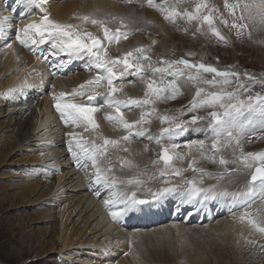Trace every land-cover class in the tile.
I'll use <instances>...</instances> for the list:
<instances>
[{
  "label": "rangeland",
  "instance_id": "rangeland-1",
  "mask_svg": "<svg viewBox=\"0 0 264 264\" xmlns=\"http://www.w3.org/2000/svg\"><path fill=\"white\" fill-rule=\"evenodd\" d=\"M12 1L14 4H17V2H18L17 0H12ZM12 1L11 0H0V19L3 20V17H2L3 15L6 16L7 14H10V12H9L10 6L9 5L12 4V3H10ZM51 1H53V2L57 1L58 2V0H48L46 2L47 3L50 2L51 4H54ZM67 1H71V0H67ZM163 1H165V0H154V3H158V2L163 3ZM171 1H173V2H171ZM59 2H60V0H59ZM201 2H202V0H178V1L177 0H167V2H166L167 6H164V7L167 9H169V8L171 9L172 7H175L180 12H184L185 10L192 12L195 10L197 3H201ZM206 2L210 8L215 9V11L212 12V15L214 17V25L219 30L221 35L226 38V41L220 40L217 36H215L210 31V29L206 23L203 25H201L197 21L189 23L183 17H177L175 23H172L168 19H165V13L164 12H161L158 8H156L157 12H159L158 13L159 16L161 15L160 17H162V19L165 20L166 24H168L171 28H173L174 34H175L174 40L177 43L175 46H173L174 44L171 43L172 46H170L169 48H167L163 51V48L161 45L162 39L160 37V33H157V34H155V37H152L153 34L151 33V31L149 32V30H145L142 28L135 30L130 25V23L124 21L123 19L122 20L124 22L121 23V18L118 15H116L117 17L116 16H112V17L110 16L109 18L107 17L108 19H106L105 17L102 18L103 21H107L106 25H108L107 28L110 30V33H113V32H116L117 30H119V32H121V33H127L128 34L127 38L121 37L118 40L113 39V41L117 40L118 44H120V43H124V45L132 44L133 41H131V39L134 36H136V37L139 36L140 38L137 37V40L141 41V39H144L143 35L145 34L146 39L149 42L145 43L143 45L142 44L139 45L138 48H141V47L145 48L146 54L151 57V63L155 67H165V65L160 63L164 60L175 61V60L184 59V60H188L192 64L204 63L205 65H210L212 67L217 68L220 71H235V72L240 73V76L238 77V79H234L233 83H231L229 85L217 84L216 86H211L208 84H204L202 81L201 82H193V81H189L187 79L188 72L189 71L194 72L195 69L189 70V69L184 68L183 65L173 66V69H170V71H172L173 73L175 72V70L177 68L182 69L185 72V76H183V77H178V76H175L174 74L173 75H168L167 73L163 74L165 80H167V81L175 80L179 84L180 92L182 94H179L176 99L156 100L155 103L149 104V105H144L142 107H137L134 105L128 106V107H125L124 105H123V107L120 106V110L123 112L124 118L127 121H129L130 123L133 121L141 119L142 113H150V116L147 115L148 117H144V121H145L143 123L144 125L143 124H142L143 126L138 125L137 128H140L142 130L147 129L146 133H148L149 135H151L153 137L158 136L160 133V130L162 128L170 126L168 123L161 125L158 122H157L158 124L156 125V121L154 120L155 118H161L163 116L174 117L175 115H178L179 117H177V118L180 119V121H191V119L194 115L199 116V117H203V119L198 120L195 125H191L188 129V130H190V129L191 130H193V129L197 130V128H199V130L202 131V132L200 131L201 132L200 135H193L190 138H185L184 136L179 135L174 139H169L167 137V135L165 134L162 137V145L163 146H170L171 144L175 143V144L179 145V147L175 150L176 154H178V155L182 154V156L185 157V159L183 161H180L177 159H173L171 161V164L173 166L168 168L167 171L171 170L173 175H174V172L172 169H174V166L177 168L180 165L181 167H183L185 169H189V164L191 163L193 158H195L196 161L199 158L198 161H200V158L203 159L207 156H212V155H214V156L220 155V157L223 156L224 158L226 156V154H222L223 151H225V149L223 151L220 150L218 152L211 149V143H212L211 139L213 137V134H211L212 137L210 136V138H209L211 143H209V141L207 140L209 134L212 132L211 128L209 127V124L211 123L212 118L208 116V112H210V111L223 112V109L219 108L217 106V107H211V108L210 107L198 108L194 112L188 111V108L191 106V101L193 100V98L195 96V92L197 91V87L203 88L205 90V93L236 91L238 84L242 83L245 86V88L250 89V91H244L243 89H240V91L237 93L239 95L240 99L246 100L249 95L255 96L258 93L260 95L264 96V84L253 83V82L249 81L247 79V77L245 76V73H248L251 76L256 77L257 80L264 79V26L249 21L247 19V13H245V19L244 20L237 19V17L240 15V9L236 8L235 14H232V12H230L229 8H227L225 6V0H206ZM227 2L229 4H236L237 0H227ZM240 2L243 3L244 0H240ZM4 3H6V5ZM141 4L142 3L134 4V7L141 9V7H142ZM16 7L18 9V6H16ZM150 8L154 9L155 7L154 8L150 7ZM6 9H7V11H6ZM19 12L20 11H17V14L19 15L18 19L21 18ZM201 13L202 14H208L207 10H205L204 8H201ZM12 18L17 19L16 11H15L14 15L12 16ZM102 19H100V20H102ZM109 19H110V21L112 19H114L115 23L113 22V20H112V22H110ZM116 20H118V21H116ZM223 21H227V24H225ZM112 23H113V27H112ZM234 23L235 24H247L248 26H247V28H244V29H238L237 27H233ZM124 24H126V25H124ZM106 25H104V26L106 27ZM117 25H118V27H117ZM10 27H11V30L15 31L17 29V24L14 21H10ZM157 28L160 29V26H158ZM185 29H187V31H185ZM82 30H84L83 32H90V31L86 30L85 28L81 29V32H82ZM238 30L242 32V34L239 36L237 35ZM1 32L3 33L2 27H1ZM249 32L251 33V37H249ZM96 37H101L105 42V39L102 36L98 35ZM2 38H3V40H5L7 37L3 36ZM14 38H16V37H14V35H13V37L9 36L7 38L4 46L6 47L9 44H13L12 40H15ZM153 41H155V43H153ZM16 42L18 44L19 40H17ZM126 42H127V44H126ZM47 43H51V42L49 41ZM152 44H154V45H152ZM4 46H3V44L2 45L0 44V51L5 48ZM28 48H29V50H31V51L34 50V52H35L34 45L31 47H28ZM117 50H119V53H120V54H118L119 58H122L124 56V54L127 53L125 50H120L119 48H117ZM36 54H38V52H36ZM39 57L46 64H50L49 68H56V67H54V65H56L57 63L60 62V59H57V58H56V60L52 61L54 58L52 56L45 58V55H43V56L39 55ZM62 57H65V56L61 55V58ZM4 59H5V56L3 54H1L0 60L2 62L0 61V63H3ZM144 63L147 64L148 62H144ZM20 65H21V71L25 70L26 64L23 62ZM87 66L88 65H86V64H84L83 67L77 66L76 68H74L75 70L73 71V73H71L69 71V68L64 67L65 70L70 75H68L66 73H61V71H62L61 68L60 69L56 68L58 70L57 74L59 75L58 80L61 79L63 81L64 78H65L64 81H66V80L69 81V79H72V78L76 79V75H78L80 73H84L85 70L87 69ZM14 68H15V70L20 69V66H19V68L18 67H14ZM92 72L94 73V75L92 74ZM8 73H10V72H8ZM90 73H91L90 76H93L95 78V75L96 76L101 75L102 71L97 70L96 68H92ZM153 73L154 72H152L151 69H146V71L144 73L145 79L156 78L157 80H159V78L162 74L161 73H155V77H153ZM14 74H16V72H13L12 76H14ZM6 75H8V74L5 73L1 77L4 85H3V87H0V97H1V100H0V103H1L0 104V130L1 131H2V128H4V126L6 125L5 121H7V119L10 117L11 113L13 114V112H10L7 115V112L5 113V111H7L9 109V105H10V107H12V105L14 106L15 104L18 103V101L14 102V100H12L11 97L6 98L5 97L6 94H11L15 91H21L23 89H27L35 97L38 98L37 99L38 103H41V101H43L46 98L48 105L52 108H55L56 101H54L53 97L49 96V90L52 88V86L47 82V78H45V81H44L45 89H43V86L41 84L30 85L29 83L20 81V80H22L20 75L18 76L16 74L17 75L16 78H13V77L8 78V77H6ZM214 75L215 74H212V73H202V76L205 79H212L214 77ZM88 76L89 75H87V77ZM61 77H64V78H61ZM216 79L221 80L222 78L216 77ZM58 80L55 79V81H58ZM50 81H53V79H50ZM123 82H125V84L126 83L131 84L132 87H135L138 90V93L136 95L133 93L132 94L128 93V91H126L124 88L125 84H123ZM122 85H123V88H122ZM113 86L118 88V89H119V87L123 89L122 91H117L114 94V96H117L118 100L126 101L129 98H133V99H143L144 98L145 83L138 76H136L134 74L129 73V74H126L123 77V79H121V80L117 79V81L115 80L113 82ZM34 92L37 95H35ZM203 95L204 94L202 93V96ZM233 102H235V101H233ZM158 103H159V106H158ZM104 104H107V103H106L105 99L103 98V100L99 103V107L103 106ZM88 105L89 104H87V106ZM140 109L141 110L143 109L142 113H138V112H140ZM153 109H155V111H153ZM55 112L58 113L59 111H54V114L56 115ZM156 112H157V114H156ZM181 112H183L184 114L181 115ZM114 114H115V112H114ZM158 114H159V116H158ZM169 114H171V115H169ZM57 115H56L57 120L59 121L58 124L60 126L59 129L60 128L62 129L61 131H59V129H58V132H59V134H61V138H65L66 140L70 141L71 137L68 135L70 132L68 130H66V125L62 121L63 119L58 118V117H61L60 112ZM108 121L109 120L104 119V123L102 122V124L107 125ZM153 121H155V122H153ZM17 122H18V120H17ZM259 124H260V121L258 118H256L254 120V124L248 126L243 132L234 131V133H233L234 136L238 135L240 140L242 138L241 144L243 146L244 152H246V153L247 152H258L264 148V135H263L264 131L259 130ZM111 125L119 126L113 122L111 123ZM1 126H3V127H1ZM52 127H57V126L55 125ZM43 128H46V127H43ZM119 128L125 132V130L121 126H119ZM202 128H205L204 132H203L204 129L202 130ZM255 128H256V131H253ZM42 129H40V130L36 131L34 134H32V137H33L32 140H26L27 141V142L25 141L26 143L23 142L21 145H18L13 150H10L9 146H7V142L10 140L13 143V145H17V142H15V144H14V138L13 137L15 135L13 133H11L10 131H8L6 134L0 133V135H1L0 136V209H1L0 210V264H15L14 261L11 259V257L13 256V252H18V254L24 253L23 247L25 245H27L29 252L24 253V256L16 264H117V262L120 264H130V263L124 262V259H126V258L120 259L121 256L124 255L123 254L124 252L122 250V249H124V247L122 248V247L117 246V245L108 246L111 249L106 250V251H108L107 253L116 252L118 249H119V251H117L116 253L113 254L114 255L113 259L107 260V259L103 258L104 257L103 254H105L104 249L102 251V250H99L100 248H97V247H95V249H94V247L92 245H91L92 246V248H91V246L89 247L85 244L80 243L81 241H83L86 238L87 239H93V237L96 238L97 235H98L97 236V240H98L100 238L99 237L100 234H98L100 231H99V229H93V231H92L93 223L91 222V220H89L88 222H85L81 218H79V220L76 221V219L78 217V213L76 212L77 210H74V207H73L74 202H72L71 199L65 200V199L60 198V199H58V201H56L54 199L55 195L59 194V188L57 186V185H59L58 182H56V185L54 187V191H57L55 194L54 193L53 194H45L44 193L43 184L41 182V180L44 178L42 175L43 171H44L45 175H46V173L49 172V174H51V178H53V177L56 178V176H58L59 174L64 173L65 176L62 178L60 183L66 184V182L69 180V175H67L66 172H69L71 170V168L63 167L62 164L59 167H56V164L54 163V160L52 159L53 157L49 158L48 154H50V150L48 147L50 146V143H55L56 141L53 140V137H48V132H47V135L45 137L44 136L41 137V135L44 133V131ZM96 130L98 132H101L100 127H99V129H96ZM133 132H135V129L133 130ZM253 132H257L258 134L255 136H249ZM125 135H127V134L123 133L122 135H120L118 137V139L112 138L111 136H109V139L119 141V144H117L115 146L112 145L113 148L117 151V154L119 156L124 155L125 146L127 148L131 149V152H135L136 147L134 148V146H133L134 144H136L137 142L140 145L147 143L148 144L147 150L144 149L145 151H143L142 148H139V151L142 150V152H136V154L135 153L134 154L139 158V156H141L142 154H143L142 156H144V154L147 153L150 155L151 160L153 158V161H160L161 145H158L156 143L155 139H152L149 141V139L146 136H137V135L135 136L133 134L131 136L132 138L130 137L129 140L124 141L121 139V137H123ZM135 137H137L138 140ZM3 138H5V141L3 140ZM87 138H89V137H87ZM47 139H48V141H47ZM195 140H196V142L197 141H205L204 142L205 147L203 149H200L195 144L193 145V143H195L193 141H195ZM133 142H134V144H133ZM234 143H235L234 141H231V138L224 136L222 139H220L219 147H220V149H222L223 147H230V145H232L231 147H234L236 145ZM190 144L193 145L191 148L188 147V145H190ZM233 144H234V146H233ZM72 146H73V150L80 152L79 153L80 156H84L83 152L76 149L74 141H72ZM63 147L66 148V155L71 162L72 168L74 167L76 170H78L79 173L80 172L82 173L81 177L83 180L88 179V180H86L87 182L88 181L93 182V184L95 185V188H98V185L95 184V180L93 178L92 173H94L95 170H92L93 167L91 166V162L90 161L87 162L85 159L84 160L81 159L80 163L77 164V161H75L76 159H74L72 152L69 151V147H67V144H63ZM139 147H141V146H139ZM238 149H237V152L235 153L236 155H235L234 159H236V157L239 155ZM146 151H148V152H146ZM41 156H43V159ZM107 156H109V154L105 155L104 156L105 158L103 157L102 159H104V161H105V159L108 158ZM75 163L79 166L83 165L85 163H87V164L89 163V164L86 168L78 166L79 167V169H78V167L75 166ZM152 164H154V163H152ZM155 164L156 165H151V163H150V166L142 165L140 168H138V172H142V170H145L146 168H150L151 166H153V167L156 166L155 169L153 167H151V168H153V170H155L153 172L154 174H155V172H161V170H160L161 168H159V167L161 166V164H164L163 161L159 162L160 165L158 163H155ZM157 165H159V166H157ZM162 167H163V165H162ZM222 167H225V166H222ZM80 168L81 169L83 168V169L81 170ZM117 169H118V171L116 170L117 173L118 172H128L127 169L123 166V164H121V165L119 164ZM157 169H159V171ZM163 169H165V168L163 167ZM237 169H239V166L237 163H235L230 167L228 172H234ZM35 170H43V171L40 172V171H35ZM47 170H49V171H47ZM242 170H243V172H242L243 175H240V176H242L243 178H249V174L253 171V169H246V168H242ZM223 171H225V170H223ZM57 172H59V173H57ZM206 172H207V174L208 173H210V174L218 173V171L212 172V171H205L204 170L203 173H199V171H198V174H203V176H204L205 175L204 173H206ZM167 173H169V172H167ZM167 173L165 172V174L162 176L163 178L161 177V179H164V181L165 180L166 181L171 180V178H169V176L166 175ZM35 174H36V176H34ZM214 175H216V174H214ZM124 176H125V173H124ZM144 176H145V174H144ZM146 176H147L146 178L148 180L149 185L150 186L154 185L155 184V183H153L154 178H151L152 176L150 177L149 174L148 175L146 174ZM174 176H176V175H174ZM197 176H199V175H197ZM39 177L40 178L43 177V178L40 179ZM190 177L192 178V175H189L188 177L185 176V179L190 180ZM176 178H178V177H176ZM151 179H152V181H151ZM176 180L179 181V178ZM217 180L220 181V179H217ZM38 181H40L41 183L39 184ZM34 183H36V184L38 183V184L36 185ZM33 185L34 186L36 185V186L34 187ZM256 187H257V192H259V183L256 184ZM8 194L10 197H12L11 201L9 203H8V199L5 201H3V199H2L3 197H6V195H8ZM256 197L258 198V195ZM262 201H264V199H262ZM262 201H260L258 204H256V205H260L261 207L255 209L253 211L254 218L257 219L258 223H259L258 217H260L264 223V202L262 203ZM5 202H7V203H5ZM248 205H249V203L246 204L245 206L242 205L243 207H242V209L241 208L240 209L242 211L244 209H245V211H248V209H250V206H248ZM176 206H177L176 202H171L170 208H168L166 216L161 217L162 214H159L157 221H155L156 227H152V228H157V227L163 226L165 224H171V223H176V222H180V223L190 227L189 229H187L188 231L185 232L187 235L184 233L180 236H178V235L173 236V238H172L173 240H178V244H179L178 246H180L181 244L186 246V247L180 249L181 252H184V249H187V252L193 251V253L196 256H199V257L202 256V258L205 257V259L208 257V259H209L208 264H225V263L226 264H264V243H262V242L256 243V248H254L250 251V244L253 243L254 239H257L258 241H263V240H260V238L254 234V231L249 230V227H247V226H249L248 225L249 223H245L243 221L242 217L238 218L236 220H232L233 218L237 217V215L240 213L239 211H241V210L226 211L222 215L217 216L215 219L208 220V217L205 218L206 217L205 212L202 210L201 211L199 210L197 212V211H195L197 209H193L192 207H188V206L187 207H181V208L177 207V209H176ZM65 207H66V209H65ZM177 211H179V212H177ZM214 211H216V210H214ZM50 212H52L53 215H49ZM66 213H68V215ZM65 214H66V217H65ZM62 215L64 217H62ZM223 219L229 220L230 222L234 221V224H237L238 226L237 225L236 226L238 228L240 227L239 234L240 233L245 234V236L242 237V241L245 245L240 246L239 243L234 244V250H233L234 252L232 253L231 258H229V262H225L222 260L217 261L215 258L216 257L215 255L218 253V251H220L218 248V237L215 236L214 233L212 235L211 230L208 227H204V226L203 227H197L196 226V225H211V224L214 225L216 222H218V220L224 221ZM237 220H239V221H237ZM13 221L16 224H20V223L26 224V230L24 233L25 234L27 233L26 235H23L24 233H21L22 231L19 230L20 233L17 236L18 242L15 244H14V240L16 238L13 234V229H14V227L12 226V223H14ZM61 222H63V230L61 227V224H62ZM85 224H86V226H84ZM115 225L118 227L121 225L120 227L124 228L125 227L124 220H120L119 224L117 222V223H115ZM64 227H66L67 229ZM71 227L73 228L74 232H76V233L78 232L77 235L75 233V235L78 238L76 239L75 245L65 247L64 242L66 241L65 239L67 238L66 236L68 235L67 231H69L71 229ZM82 227H84V228H82ZM21 228L22 227H20L19 229H21ZM193 228H195V229H193ZM203 228H204V230H203ZM30 229L32 231L28 232ZM89 229H91V230H89ZM139 229H141V228H139V227L135 228V230H139ZM147 229H151V228H147ZM201 230H203V232ZM64 231L66 233H64ZM197 231L198 232L200 231V233H198ZM83 232H85V233H83ZM87 232H89V233H87ZM194 232H196V233L194 234ZM33 233H35L34 235H36L38 240L35 242L34 246L31 247L28 245L30 241L28 242L26 239L28 238V236L31 237ZM94 233H95V235H93ZM204 233H206V234H204ZM20 234H22V235H20ZM83 235H85V236H83ZM53 236H55V237H53ZM189 236H190V238H187ZM203 236L205 239L203 238ZM36 237H34V238H36ZM192 237H194V238H192ZM200 237L203 238L205 241L203 239L200 240ZM63 238L65 241L63 240ZM206 238H209V239H206ZM213 238L216 239V242H213L214 241ZM236 238H238V237H236ZM188 239H190V240H188ZM51 240L53 242H51ZM114 241H115V239L113 240V243L115 244ZM192 241H193V244H192ZM192 247H194V248L192 249ZM110 250H111V252H110ZM101 252H103V253H101ZM121 252H123V253H121ZM181 252L178 254L179 256L181 255ZM185 252H186V250H185ZM214 253H215V255H214ZM118 254L121 256H119ZM175 255H177V254H175ZM94 257L97 259H95ZM117 260H119V261H117ZM184 261H185V259H184ZM230 261L232 263H230ZM169 262L171 263V261H169ZM172 264H174V263L172 262ZM183 264H188V262H184Z\"/></svg>",
  "mask_w": 264,
  "mask_h": 264
},
{
  "label": "bare ground",
  "instance_id": "bare-ground-1",
  "mask_svg": "<svg viewBox=\"0 0 264 264\" xmlns=\"http://www.w3.org/2000/svg\"><path fill=\"white\" fill-rule=\"evenodd\" d=\"M17 1H16L17 4H14L13 1L10 2V3H12L11 5H9L10 6V11H9L10 14H7L6 16H4L2 14L3 20L0 19V44L1 45L3 44V46L5 45V42L9 36L13 37V35H14V37H16L19 29L24 27L28 23H32V22L40 23L41 18L44 15V13L41 12L38 7H33V6L29 5L27 3V0H17ZM46 1H48V0H46ZM51 2H53V1H51ZM171 2H173V1H171ZM53 3L54 4H51L50 2H48V3L46 2L43 5V7L47 10V13L49 14V18L51 20H54V21H57V22H60L63 24L81 25V27L78 30L81 31V29L85 28L86 30L90 31L95 37L98 35L102 36L105 39L104 47L107 48L108 55L112 58H116L119 56L118 54H120V53H119V50H117V48H119L120 50H125L126 52H129V51H132L133 49L138 48V46L141 44L143 45L145 43H148L149 41L146 39V35L145 34L143 35L144 39H141V41L137 40V37H139V36H137V37L134 36L131 39V41H133V43L132 44L129 43L130 45H124V43L118 44L117 40L116 41L112 40L109 43L108 40L104 37L103 28L100 25H94L90 21L84 22L81 19H79V17L89 16V17H93L95 19L100 20L103 17L108 19L110 16L112 17V16L118 15L124 21L130 23V25L135 30L140 29V28L145 29V30H149V32L151 31V33L153 34L152 37H155V34L160 33V37L162 39L161 45H162L163 51L165 49L169 48L170 46H172L171 43L174 44L173 46H175L177 44L174 40L175 34H174L173 28H171L168 24H166L165 20L162 19V17H160L161 15L159 16V14H158L159 12H157L156 7L155 8L153 7L154 9H151L148 6L147 0H131V2H129V0H71V1L60 0V2H59V0H58V2L54 1ZM140 3H142L141 9L134 7V4H140ZM164 3H165V1H163V3L158 2L155 4L167 6V4L166 3L164 4ZM4 4L6 5V3H4ZM16 6H18V9ZM6 11H7V9H6ZM15 11L16 12L20 11L19 12L20 16H21L20 19L12 18ZM112 20H113V22L115 21L114 19H112ZM112 20L110 21V19H109L110 22H112ZM118 20H116V21H118ZM10 21H14L17 24V29L15 31L11 30ZM106 22L107 21H105V25H106ZM124 25H126V24H124ZM158 26H160V29L157 28ZM1 27L3 28V33L1 32ZM106 27H108V25H106ZM112 27H113V23H112ZM117 27H118V25H117ZM83 31L84 30H82V32ZM3 36L7 37V38L5 40H3V38H2ZM14 39L15 40L11 39L13 41L12 42L13 44H10L11 48H9L7 45L6 47L4 46L5 48L0 51V55L3 54L5 56L3 63H0V87H3V85H4L1 77L5 73L8 74V75H6V77H8V78L9 77L16 78L17 75L18 76L20 75V77L22 79L20 81L29 83L30 85L41 84L43 86V89H45L44 81H45V78H47V82L52 86V88L49 90V96L53 97V99H54V94L58 96L61 92H63V93H66L67 95L62 99V101H61L62 103H79V104H82L85 106H87V104H89L88 106H90V107H98L100 110L93 113V117H94L95 122L101 128V132H98L97 130H93L90 125L88 126V131H85L84 125H81L80 127H76L75 125H71V124L66 125V130H68L69 132L78 133L82 136V138L80 136H77V139L82 142L84 148L85 147L88 148L93 142H95L96 144H102L104 137L109 138V136H111L112 138L118 139V137L120 135H122L123 133L127 134V132L126 131L124 132L122 129L119 128V126L111 125V123H112L111 121H108L107 125L102 124V122L104 123V119L108 120L105 118L106 114L112 113L113 115H115L114 114V112H115L114 108H109L107 106V104H104L103 106L99 107V103L104 98L103 96H96V98L94 100H91V101L88 100L87 94L84 96H76L75 99H73L72 94L74 91L80 90V85H83L87 81L94 79L93 76H90L91 75V73H90L91 69L94 67L89 68V66H87V69L85 70L84 73H80V74L76 75V79L72 78V79H69V81H67V80L64 81L65 78L61 77V78H64V80L63 81L61 79L58 80V76H59L57 74L58 70L56 68H49L50 64H46L43 60H41L39 55L36 54V50H37V48L42 47L44 52H45V57H51V56L54 57L52 61L56 60V58L60 59V62L64 61V60H70V63H68L66 68H69V71L71 73H73V71L75 70L74 68H76L77 66L83 67L84 64L88 65V57L82 56L80 58H69L64 53H59L58 55H52V52L54 50L51 47V43H47V42L34 45V47H35V52H34V50L33 51L29 50V48L27 46L24 47V45H21L20 42H18V44H17V42H16L17 39L16 38H14ZM126 44H127V42H126ZM152 45H154V44H152ZM61 55H64L65 57L61 58ZM23 62L26 64L25 65L26 68H25V70L21 71V65L20 64H22ZM19 66H20V69L15 70L14 67L19 68ZM61 70H62L61 73L68 74V72L65 70V68H61ZM97 70H100V69H97ZM12 71L16 72L17 75L14 74V76H12L13 75ZM100 71H102V70H100ZM8 72H10V73H8ZM92 74L94 75L93 72H92ZM68 75H70V74H68ZM87 75H89L90 77L88 76L89 77L88 78ZM95 77H96V75H95ZM153 77H155V72L153 73ZM50 79H53V81H50ZM55 79H57L58 81H55ZM104 83H106V82H104ZM123 84H125V82H123ZM122 88H123V85H122ZM124 88L130 94L133 93L136 95L138 93V90L135 87H132L131 84L126 83L124 85ZM119 89H120V87H119ZM84 91L87 93L89 91V89H85ZM97 91L101 92V93H105L107 91V89L105 87H100L97 89ZM34 94H35V92H34ZM35 95H37V94H35ZM5 97L6 98L11 97L12 100H14V102L18 101V103L15 104L14 106L12 105V107H10V105H9V109L7 111H5V113L7 112V115L10 112H13V114L11 113L10 117L7 119V121H5L6 125L4 126V128H2V131L0 130V133H2V134H6L8 131H10L11 133H13L15 135L13 137L14 138V144H15V142H17V145H13V143L9 140L7 142V146H9L10 150H13V149H15V147H17L18 145H21L26 140H32V138H33L32 134H34L36 131L42 129L43 127H46V128L42 129L44 131V133L41 135V137H43V136L45 137L47 135V132H48V137H53V140L56 141L55 143H50V146L48 147L50 150V154H48L49 158L53 157L52 159L54 160L56 167H59L62 164L63 167L71 168V170L69 172H66L67 175H69V180L66 182V184L60 183L62 178L65 176L64 173L59 174V175L57 174L58 176H56V178L53 176H52L53 178H51V174H49V172L46 173V175H45L43 170H35V171H40V172L43 171L42 175L44 178L39 177L40 179L43 178L41 180V182L43 184V188H44L43 191L45 194H53V193L55 194L57 191H54V187L56 185V182H58L59 185H57V186L59 188V194L55 195L54 199L56 201H58V199H60V198L65 199V200L71 199V201L74 202L73 203L74 204V206H73L74 210H77L76 212L78 213V217H77L76 221L79 220V218H81L85 222H88L89 220H91V222L93 223L92 231H93V229H99V231H100L99 233L97 232L98 234H100V236H99L100 238L98 237L99 238L98 240H97V236H98L97 235L96 238H94V237H93V239H87L86 238L83 241H81L80 243L85 244L89 247L92 245L94 247V249H95V247L100 248L99 250H102V251L104 249L105 254H103L104 257L103 256L102 257L107 259V260L113 259V257H114L113 254L116 253L117 251H119V249L116 252H111V250H110L111 253H107L108 251H106V250L111 249L108 246L117 245V246H120L122 248L124 247V249H122L124 253L121 252L124 255L121 256V255H119L120 253L118 254L119 256H121L120 259L126 258V259H124V262L130 263V264H172V262L174 264H183L184 262H188V264H208V260H209L208 257L205 259V257L202 258V256H200V257L196 256L193 253V251L187 252V249H184V252H181L180 249L184 248L186 246L183 244L178 246L179 245L178 240L172 239L173 236H176V235L180 236V235L184 234L186 231H188L187 229H189L190 227H188L187 225H184L180 222H176V223H171V224H165V225L157 227V228H152V227H156V225H155V223H151V222H155L157 219V216L160 213H162V217L166 216L168 208H170V206L166 202H167V200H169L170 196H172L171 197L172 200L179 201V203H178L179 205H181V204L190 205L193 208L195 207L197 209L195 211H197V212L199 209L204 210L206 216H209L210 212L214 211L215 208H218V206H219V208H218V213H216V216H219L220 214H222L223 211H226V209H230V207H232V209H240L242 207V205H244L245 201L248 199V198L241 197V198H237L234 200L233 197H231V196H217V198L214 200H202L201 197H202L203 193H201L200 196L193 197L192 203L183 202L185 199L183 194L191 186L190 184L185 183V181H191L193 179L197 182V187H202V188L208 189V188H211L212 186L215 185L216 186L215 190L217 192L228 191L231 193V192H239V191L246 190V186L250 182V177H251L252 172L249 174V178H243L242 176H240V175H243L242 174V172H243L242 168H244V167L239 162H237L239 169H237L234 172H228L230 167L233 165V163H231V161L235 158L236 154L234 155V152L236 153L237 149H238L237 145L234 146L235 143L233 144L234 147H231L232 145H230V147L225 148V151H223V149H221V151H223L222 154H226L225 159L230 161V163L225 167H222L224 165H221L219 162L213 163L211 160L206 159V158H203V159L200 158V161H198L199 158L197 159V163H196L195 167L202 169L203 171L204 170L205 171H212V172L218 171V173H213V174L208 173L207 174V172H206V173H204L205 175L203 176V174H198V171H192L189 168L187 171H184L185 174L182 173V176L176 175V177L179 178V181L173 180V182H171L167 186L169 188H172V187H170L172 184L175 185L178 183V184H180V186H179L180 189H178L175 192L165 194V195L161 196L159 199H153V193H157V191L159 189H162V187L167 183V181L166 180L164 181V179H161L162 175L160 174V172H155L156 175L153 173L155 171V170H153V168L155 169L156 166H154V167L151 166L153 168H151V167L146 168L145 170H142V172H138V168H140L142 165L150 166V163H151V165H156L155 163L152 164L154 162L153 158L151 160L150 155L147 153H145L144 156H142L143 155L142 154L141 156H139V158L135 155L136 152H142V150L139 151V148H142L143 151L147 150L148 144L144 143L143 145H140L138 142L137 143L135 142L136 144H134V142H133V144H134L133 146H134V148L136 147V151L131 152V149H129L125 146L124 149H127V151L124 150V155H121V156H119L117 154V151L113 148L112 145H107V146H105L107 148L106 155L109 154V156H107L108 158H106L105 161H104V159H102V164L111 167L112 171H111V173H109V175H115L117 178H119L121 180H125V181L128 179H131V178H136V179L143 181V183L131 184V185L118 184L115 189L104 188V187L101 188L100 185L97 184L98 188L100 189V193H101L100 196H97L95 194L97 188H95V185L93 184V182H90V181L87 182L86 180H88V179L83 180L81 177L82 173L81 172L79 173L78 170H76L74 167L72 168V166H71V162L66 155V148L63 147V144H68V140H66L65 138H61V134H59V132H58V129L60 126L58 124L59 121L57 120V116H58L57 114L59 112L58 113L55 112L57 116L54 114V111H57L56 107L55 108L50 107L48 105L46 98L43 101H41V103H38L37 102L38 98L35 97L27 89H23L21 91H15L11 94H6ZM114 97H115V99H118L117 96H114ZM0 100H1V97H0ZM54 101H56V100L54 99ZM56 103H57V101H56ZM121 106L123 107V105H121ZM158 106H159V103H158ZM142 112H143V109L142 110L140 109V112H138V113H142ZM156 114H157V112H156ZM169 115H171V114H169ZM158 116H159V114H158ZM145 117H148V116H145ZM174 117L177 118L179 116L175 115ZM58 118H61V117H58ZM17 120H18V122H17ZM154 120L156 121V125L158 123L161 125L165 124V123L161 122L160 118H155ZM178 120H180V119H178ZM155 121H153V122H155ZM55 125L57 127H52ZM1 127H3V126H1ZM61 130L62 129L60 128L59 131H61ZM201 132L198 129L197 130H194V129L191 130L190 129L187 132L183 133L182 136H184L185 138H190L191 136L198 135ZM257 134H258L257 132H253L249 136H255ZM144 136H146L148 138L149 134L146 133ZM87 137H89V138H87ZM135 138L137 139V137H135ZM3 140L5 141V138H3ZM111 140H113V139H111ZM241 140H242V138H241ZM47 141H48V139H47ZM211 141H212V139H211ZM193 142H196V141H193ZM75 145H76V143H75ZM139 146H141V147H139ZM76 149L81 150L79 147H77V145H76ZM260 151H264V148ZM260 151H258V152H260ZM146 152H148V151H146ZM78 153H80V152H78ZM41 157L43 159V156H41ZM219 157H220V155H219ZM81 159L84 160L83 156H81ZM124 161H130L131 164H126V163H124ZM217 161H219V158H217ZM119 164L120 165L123 164V166L127 169L128 172H118L117 173V171H118L117 167L119 166ZM159 165H157V166H159ZM162 165L165 168V165L161 164V166L159 167V168H161L160 170L163 169ZM75 166H77V165H75ZM79 167H78V169H79ZM177 168L185 169V168L181 167L180 165ZM92 170H94V168ZM157 170L159 171V169H157ZM223 170H225V171H223ZM47 171H49V170H47ZM165 172L166 173L167 172L172 173L171 170L170 171L166 170ZM173 172H174V170H173ZM57 173H59V172H57ZM124 173H125V176H124ZM144 174H145V176H144ZM146 174L147 175L149 174L150 177L152 176L151 178H154V182H153V183H155L154 185H151V186L149 185L148 180L146 178L147 177ZM214 174H216L218 177ZM174 175H175V172H174ZM185 175H187V176L192 175L193 179H191V180L185 179ZM197 175H199V176H197ZM34 176H36V174ZM221 176H223L222 179L219 178ZM217 179H220V181H218ZM201 180L203 181L202 184L200 183ZM151 181H152V179H151ZM41 182L38 181L39 184ZM34 184H36V183H34ZM175 187L177 188L178 186L175 185ZM103 189H105V190H103ZM124 192L128 193L129 195L132 192H135L138 199L146 198L148 200V203L143 204V205H139L135 210L130 211L127 214H122L117 219H113L111 216V211H117L118 212L121 208H123V205L116 203V204H114L116 209L115 208H109L108 210H106V208H104L105 207L104 200L109 199L110 197L115 199L116 197H114L112 195L113 193H116L117 195H119V194H122ZM11 198L12 197H10L8 194V195H6V197H3L2 199H3V201L8 199V203H9L11 201ZM263 202L264 201H262V203ZM5 203H7V202H5ZM259 207H261V206L255 205L249 211V214L253 215V211ZM65 209H66V207H65ZM176 209H177V207H176ZM66 214L68 215V213H66ZM66 214H65V217H66ZM49 215H53V213L50 212ZM62 217H64V216L62 215ZM120 220H124V223H125V227L123 226L124 228H121L120 227L121 225L119 227L115 225V223H117V222L119 224ZM258 220H259V223H258L256 218L253 219V221H255L256 225H259L260 227H264V223L260 217H258ZM237 221H239V220H237ZM61 223H62L61 227L63 230V222H61ZM248 223H249L248 224L249 226H247V227H249V230L254 231V234L256 236H258L260 238V240H263V241H258L257 239H254L253 243L250 244V251H251L252 249L256 248V243H261V242L264 243V232L259 231L258 228L256 226H254V224L252 222H248ZM20 224H16L15 222L12 223V226L14 227L13 234L16 238L14 240V244L18 242L17 236L20 233L19 230L22 231L21 233H24L26 230V224H21V225ZM236 225L237 224H234V221L230 222L229 220H224V221L218 220V222H216L214 225L213 224H211V225H196L197 227H203V226L208 227L211 230V234L213 235V233H214L215 236L218 237V248L220 251H218V253L216 255L214 253L217 261L222 260L225 262H229V258H231V255L234 252L233 251L234 250V244L239 243L240 246L245 245L242 241V237H244L245 234L244 233L239 234L240 227L238 228L237 227L238 225L237 226ZM84 226H86V224ZM20 227H22V228L19 229ZM136 227H139L141 229L135 230ZM64 228H66V227H64ZM82 228H84V227H82ZM147 228H151V229H147ZM193 229H195V228H193ZM89 230H91V229H89ZM203 230H204V228H203ZM203 230H201V231L203 232ZM31 231L32 230L30 229L28 232H31ZM64 233H66V232L64 231ZM67 233H68V235L66 236L67 237L65 239L66 241L63 238V240L65 241L64 242L65 247L75 245L76 239L78 238L76 236L78 232L77 233L74 232L73 228L71 227V229L69 231H67ZM75 233H76V235H75ZM83 233H85V232H83ZM87 233H89V232H87ZM195 233L196 232H194V234ZM198 233H200V231ZM26 234L24 233L23 235H26ZM34 234L35 233H33L31 237L28 236V238L26 239L28 242L30 241L28 245L31 247H33L35 242L38 240L36 235H34ZM204 234H206V233H204ZM20 235H22V234H20ZM93 235H95V233ZM83 236H85V235H83ZM34 237H36V238H34ZM53 237H55V236H53ZM236 237H238L239 239ZM187 238H190V236ZM192 238H194V237H192ZM203 238H204V236H203ZM203 238L200 237V240ZM114 239H115V241H114L115 244L113 243ZM206 239H209V238H206ZM188 240H190V239H188ZM213 240H214L213 242H216L215 238H213ZM51 242H53V241L51 240ZM192 244H193V241H192ZM92 246H91V248H92ZM23 248H24V251H23L24 253L29 252L27 245H25ZM193 248L194 247H192V249ZM185 250H186V252H185ZM180 252H181V255L179 256L178 254ZM24 253L18 254V252H13V256L11 257V259L16 264L24 256ZM101 253H103V252H101ZM175 254H177L178 256ZM95 259H97V258H95ZM184 259H185V261H184ZM119 260H117V261H119ZM169 261H171V263ZM230 263H232V262L230 261ZM117 264H120V263L117 262Z\"/></svg>",
  "mask_w": 264,
  "mask_h": 264
},
{
  "label": "snow or ice",
  "instance_id": "snow-or-ice-1",
  "mask_svg": "<svg viewBox=\"0 0 264 264\" xmlns=\"http://www.w3.org/2000/svg\"><path fill=\"white\" fill-rule=\"evenodd\" d=\"M131 2V0H129ZM167 0H165V3ZM27 3L33 7H38L41 12L44 13L41 18L40 23L32 22L26 24L24 27L20 28L16 39L19 40L21 45L31 47L40 43L51 42V47L54 50L52 55H58L59 53L66 54L69 58H80L82 56L88 57L89 68H96L102 70L101 75H97L94 79L87 81L85 84L80 85V90L74 91L72 96L75 99L76 96H84L87 94L88 100H94L96 96H103L107 106L109 108H114L115 115L112 113L106 114V119L109 121L122 126V128L127 132V135L121 137L122 140L127 141L134 134L137 136H144L147 129L141 130L137 128L138 125H142L144 117L150 115V113H142L141 119L129 122L124 118L123 112L120 110V106H137L142 107L144 105L153 104L156 100L165 99H176L180 92L179 84L173 81L165 80L163 74L175 75L178 77L185 76V72L182 69L177 68L173 73L170 69L173 66L183 65L186 69H195L194 72L189 71L187 74V79L193 82H203L211 86H216L217 84L229 85L233 83L234 79H238L240 73L235 71H220L215 67L210 65H205L204 63L192 64L188 60L180 59L175 61L164 60L160 63L165 65V67H155L151 63V57L146 54L145 48H136L124 54L122 58H112L108 55L106 47L102 46V41L96 38L91 32H81L78 29L81 25L73 24H63L49 18L47 10L43 7L46 0H27ZM149 7H156L161 12L165 13V19L170 22L175 23L177 17H183L189 23L193 21L199 22L201 25L207 24L210 31L217 36L220 40H225L226 38L221 35L219 30L214 25V17L212 12L215 11L214 8H210L206 0H202L201 3H197L194 11L189 12L185 10L184 12L178 11L175 7L171 9L165 8L163 5H157L154 0H147ZM225 6L229 8L232 14H235V9H240V15L237 17L239 20L245 19V13H247V19L253 23L264 26V0H244L243 3L237 0L236 4H229L225 0ZM201 8L207 10L208 14H202ZM84 22L90 21L94 25H100L103 28L104 37L110 43L113 39H119L121 37L127 38V33H121L117 30L114 33H110V30L105 27V21L98 20L93 17L83 16L79 17ZM227 24V21H223ZM121 23L123 20L121 19ZM247 24H233V27L238 29L247 28ZM199 30V29H198ZM187 31V29H185ZM241 31H237V35H241ZM249 37L251 33L249 32ZM155 43V41H153ZM11 48V45H8ZM46 58V57H45ZM144 62H148L145 64ZM70 60H64L56 65L57 69L67 67ZM146 69H151L152 72L161 73L159 80L156 78L145 79ZM134 74L138 76L145 83V95L143 99H133L129 98L126 101L115 99L114 94L117 91H122L123 89L116 88L113 86L114 80L123 79L126 74ZM202 73H212L215 74L212 79H205ZM247 79L253 83L264 84V79L257 80L256 77L245 73ZM216 77L222 78L217 80ZM106 82V83H104ZM100 87H105L107 91L105 93L98 92L97 89ZM89 89L86 93L84 90ZM240 89L244 91H250V89L245 88L242 83L238 84L236 91H223V92H211L205 93V90L201 87H197L195 96L191 101V106L188 108L189 112H194L198 108L203 107H219L223 109V112L210 111L208 116L212 118L209 127L212 130L213 137L211 143V149L214 151H220L219 143L221 137L227 136L234 141L239 148V155L236 159H233L231 163L235 164L239 162L246 169H253L250 177V182L246 186V190L239 192H228L221 191L217 192L216 186L205 189L202 187H197V182L195 180L185 181V183L191 186L183 194L185 199L183 202L192 203L193 197L200 196L203 193L202 200H214L217 196H231L233 199L237 198H249L255 195H259L264 198V151L261 152H244L241 140L238 136H234V131L243 132L248 126L254 124L256 118L259 119V130L264 131V96L259 93L255 96L249 95L247 99H240L237 94ZM202 93L204 94L202 96ZM66 93L61 92L58 96L54 94V99L57 101L55 107L57 111L61 113V118L64 120L66 125H75L80 127L85 126V131H88V126L90 125L93 130L99 128V125L95 122L93 113L99 111L98 107L85 106L79 103H62V99L66 96ZM235 101V102H233ZM155 111V109H153ZM184 113L181 112V115ZM162 123H168L170 126L162 128L158 136L153 137L148 136L149 140L155 139L158 145H161L160 161H163L165 169H162L160 174L163 176L165 171L172 167L171 161L177 159L183 161L184 156L176 154L175 150L179 145L173 143L170 146L162 145V137L166 134L169 139H174L176 136L182 135L187 132L191 125H195L198 120L203 119V117L193 116L191 121H180L176 117L163 116L160 118ZM135 129V132L133 130ZM253 131H256L254 129ZM71 137L69 141V151L72 152L74 159L77 163H80V154L73 150L72 141H76L77 147L81 149L84 153L83 158L86 161L91 162V166L94 168L95 172V183L102 185L104 188L115 189L118 184H141L143 181L131 178L128 180H121L115 175H109L112 169L110 166L102 164V158L107 153V145H117L118 140H111L104 137L102 144H96L93 142L88 148H84L82 142L77 139V133L70 132L68 134ZM195 145L200 149L205 147L204 141H197ZM193 145H188L191 148ZM127 151V149H124ZM235 155V152H234ZM206 159L211 160L213 163L217 162L216 156H207ZM160 161H154L153 163H159ZM221 165L227 166L230 161L225 159L223 156L219 157L218 161ZM126 164H131L130 161H124ZM197 161L195 158L192 159L189 164V168L192 171H199L203 173L202 169L195 167ZM81 167H87L88 164L85 163L80 165ZM175 175L180 176L184 171L188 169L174 168ZM220 179L223 176L219 177ZM259 183V192H257L256 184ZM202 184L203 181L201 180ZM176 187H164L159 189L157 193H153V199H159L161 196L177 191ZM97 196H100V189H96ZM115 199L110 197L104 200L106 206L114 205L116 203L122 204L118 212L111 211V216L113 219H117L122 214H127L130 211L135 210L139 205L148 203L146 200L138 199L135 192L130 195L126 192L117 195L112 194ZM254 226L258 228L259 231L264 232V227H260L255 224V221H251Z\"/></svg>",
  "mask_w": 264,
  "mask_h": 264
},
{
  "label": "water",
  "instance_id": "water-1",
  "mask_svg": "<svg viewBox=\"0 0 264 264\" xmlns=\"http://www.w3.org/2000/svg\"><path fill=\"white\" fill-rule=\"evenodd\" d=\"M96 38H99L102 41V46H103L104 45V41L100 37H96Z\"/></svg>",
  "mask_w": 264,
  "mask_h": 264
}]
</instances>
